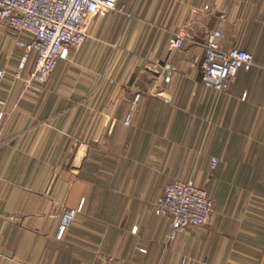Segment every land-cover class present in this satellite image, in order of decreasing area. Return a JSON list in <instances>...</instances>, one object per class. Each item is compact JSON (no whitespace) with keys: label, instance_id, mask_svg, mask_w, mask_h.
Instances as JSON below:
<instances>
[{"label":"crops","instance_id":"obj_1","mask_svg":"<svg viewBox=\"0 0 264 264\" xmlns=\"http://www.w3.org/2000/svg\"><path fill=\"white\" fill-rule=\"evenodd\" d=\"M121 3L42 88H25L30 36L0 23V264H264V0ZM217 30L254 60L221 95L200 81ZM175 181L213 215L168 242L156 203Z\"/></svg>","mask_w":264,"mask_h":264},{"label":"built area","instance_id":"obj_2","mask_svg":"<svg viewBox=\"0 0 264 264\" xmlns=\"http://www.w3.org/2000/svg\"><path fill=\"white\" fill-rule=\"evenodd\" d=\"M100 10L125 13L126 6L121 0H0L1 25L14 36L23 33L31 38L29 44L18 42L20 47L35 53L33 70L24 78L26 89L42 88L58 64L68 59L70 50L89 40L85 23ZM220 19L225 22L227 16L223 14ZM223 39L219 30L210 33L200 64L201 84L217 95L228 91L241 70L249 71L254 65L251 54L240 48L225 49ZM185 40V34L177 33L171 41V48L180 49ZM167 71L170 74L171 69ZM6 74V70L0 68V83ZM2 117L0 115V126ZM130 120L129 115L125 125H130ZM212 163L216 165V161ZM156 209L168 220L167 239L171 242L189 227L208 226L213 215V201L204 189L192 183L175 181L164 187ZM76 220L77 212L64 208L56 238H60Z\"/></svg>","mask_w":264,"mask_h":264}]
</instances>
